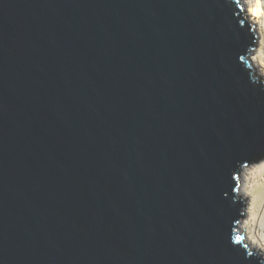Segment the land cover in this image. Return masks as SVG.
<instances>
[{
    "label": "water",
    "instance_id": "water-1",
    "mask_svg": "<svg viewBox=\"0 0 264 264\" xmlns=\"http://www.w3.org/2000/svg\"><path fill=\"white\" fill-rule=\"evenodd\" d=\"M241 0H0V264H264Z\"/></svg>",
    "mask_w": 264,
    "mask_h": 264
},
{
    "label": "bare ground",
    "instance_id": "bare-ground-1",
    "mask_svg": "<svg viewBox=\"0 0 264 264\" xmlns=\"http://www.w3.org/2000/svg\"><path fill=\"white\" fill-rule=\"evenodd\" d=\"M248 8L250 21L258 36V48L251 56V65L264 78V0H241ZM239 195L244 201L245 219L238 229L243 244L264 257V160L246 166L239 177Z\"/></svg>",
    "mask_w": 264,
    "mask_h": 264
},
{
    "label": "rangeland",
    "instance_id": "rangeland-1",
    "mask_svg": "<svg viewBox=\"0 0 264 264\" xmlns=\"http://www.w3.org/2000/svg\"><path fill=\"white\" fill-rule=\"evenodd\" d=\"M241 3H242V1H241ZM242 7H244V12L246 13V15L248 16V18L250 19V16H249V14H248V8L247 7H245V5H243ZM258 48V36H257V44H256V48L254 49V51L256 50ZM254 51H253V53H254ZM253 53H252V55H253ZM251 55V56H252ZM254 68V67H253ZM263 80H264V78H262ZM239 182V187H241V182H240V180L238 181ZM245 219V212H244V218H242V220H241V222L243 221ZM240 222V223H241ZM238 231L241 233V231L238 229Z\"/></svg>",
    "mask_w": 264,
    "mask_h": 264
}]
</instances>
